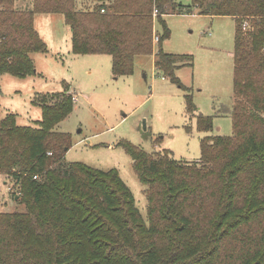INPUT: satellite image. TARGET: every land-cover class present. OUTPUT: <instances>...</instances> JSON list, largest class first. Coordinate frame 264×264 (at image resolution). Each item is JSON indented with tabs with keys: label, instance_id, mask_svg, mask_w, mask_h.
Here are the masks:
<instances>
[{
	"label": "trees",
	"instance_id": "16d2710c",
	"mask_svg": "<svg viewBox=\"0 0 264 264\" xmlns=\"http://www.w3.org/2000/svg\"><path fill=\"white\" fill-rule=\"evenodd\" d=\"M92 1L80 9L78 0H33L24 10L0 0V74H37L31 53L49 48L36 13L63 14L72 52L110 55L115 78L134 73L136 56L154 53L157 21L155 67L187 91L176 71L192 66L193 55L164 51L171 32L163 15L197 9L231 16L234 105L224 112L233 133L209 134L214 117L199 113L197 127L206 135L195 161L177 160L169 150L151 155L123 141L147 185L146 220L116 169L64 161L72 138L56 126L74 109L70 89L55 102L46 101L55 93L41 95L38 126H19L14 114L0 120V172L14 177L26 207L0 212V264H264V0ZM188 93L192 113L198 107Z\"/></svg>",
	"mask_w": 264,
	"mask_h": 264
},
{
	"label": "rangeland",
	"instance_id": "374dc122",
	"mask_svg": "<svg viewBox=\"0 0 264 264\" xmlns=\"http://www.w3.org/2000/svg\"><path fill=\"white\" fill-rule=\"evenodd\" d=\"M78 3L80 9L94 6L92 0ZM15 7L32 9L33 0H15ZM164 19L171 32L162 43L164 51L193 55L192 66L184 65L176 71L187 91L155 67L157 44L153 54L136 56L132 75L119 79H113L109 55L69 53L71 48L65 45L66 39L71 45V29L61 13L35 14V27L50 53H31L39 68L37 74H0V120L14 114L19 126H38L43 114L37 99L41 95L55 93L57 96L46 98L55 102L66 87L74 92L77 101L73 98V111L56 126L72 138L73 146L64 161L83 162L104 171L116 169L146 220L147 185L137 175L122 142L129 141L151 155L169 150L177 160L195 161L201 156L200 141L206 135L197 127L199 113L214 117L209 134L233 133L232 116L224 111L234 105L236 20L196 13L169 14ZM155 31L162 33L157 21ZM188 91L198 107L192 113L187 110ZM19 195L14 177L0 172V212L25 210V205L18 202Z\"/></svg>",
	"mask_w": 264,
	"mask_h": 264
},
{
	"label": "crops",
	"instance_id": "0c3cea01",
	"mask_svg": "<svg viewBox=\"0 0 264 264\" xmlns=\"http://www.w3.org/2000/svg\"><path fill=\"white\" fill-rule=\"evenodd\" d=\"M80 0H78V2H79ZM191 1V0H190ZM89 2V1H88ZM93 2V1H92ZM187 3H189L188 1H187ZM95 4V3H94ZM92 6V5H91ZM89 8H90V6H89ZM199 14L198 13V11H197V9H195L194 11H193V13L192 14ZM169 14H182V13H169ZM169 14H165V15H163V17H165L166 15H169ZM199 15H203V14H199ZM206 16V15H205ZM207 16H209V17H213V18H215V17H217V16H211V15H207ZM234 18V17H233ZM70 44L71 45H69V44H67V39H66V45H65V48L66 49H68L69 48V50H70V48H71V50L69 51V53H73L72 52V32H71V34H70ZM63 47H60L59 49H62ZM36 53H38V52H36ZM50 54L49 53V51L48 52H46V54ZM52 54V53H51ZM58 54H60V53H58ZM73 55H76V54H74L73 53ZM89 56H91V55H89ZM96 56H100V55H96ZM110 56V55H109ZM32 57V56H31ZM63 60V62L65 61L64 59H62ZM34 62H36L35 60H34ZM110 63H111V66H112V57L110 56ZM36 65H37V63H36ZM38 67V66H37ZM112 68V67H111ZM39 69V68H38ZM38 69H37V71H38ZM40 74V73H39ZM112 75H113V73H112ZM164 78V77H163ZM113 79H119V78H115L114 77V75H113ZM70 87H71V85H70ZM71 91V90H70ZM72 92V91H71ZM73 94H74V92H72ZM75 96H78L77 95V93H75ZM88 143H91L90 141H88Z\"/></svg>",
	"mask_w": 264,
	"mask_h": 264
},
{
	"label": "built area",
	"instance_id": "2783aa9c",
	"mask_svg": "<svg viewBox=\"0 0 264 264\" xmlns=\"http://www.w3.org/2000/svg\"><path fill=\"white\" fill-rule=\"evenodd\" d=\"M103 11H104V10H103ZM158 14H159V11H158L157 8H155V10H154V17H157ZM245 25H246V23H245ZM159 40H160V36H159V34L155 31V33H154V38H153L154 44H157V43L159 42ZM74 100L77 101V98L74 97ZM34 177H35V178H38V175H35Z\"/></svg>",
	"mask_w": 264,
	"mask_h": 264
}]
</instances>
